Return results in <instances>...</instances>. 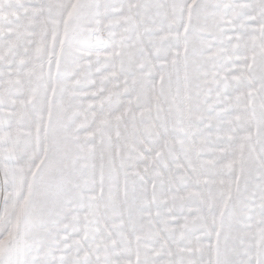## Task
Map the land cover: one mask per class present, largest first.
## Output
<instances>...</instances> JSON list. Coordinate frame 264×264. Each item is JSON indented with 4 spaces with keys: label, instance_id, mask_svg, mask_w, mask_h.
Wrapping results in <instances>:
<instances>
[{
    "label": "snow or ice",
    "instance_id": "1",
    "mask_svg": "<svg viewBox=\"0 0 264 264\" xmlns=\"http://www.w3.org/2000/svg\"><path fill=\"white\" fill-rule=\"evenodd\" d=\"M0 264H264V0H0Z\"/></svg>",
    "mask_w": 264,
    "mask_h": 264
}]
</instances>
